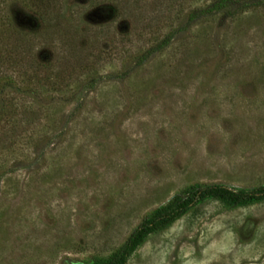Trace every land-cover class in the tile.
I'll return each mask as SVG.
<instances>
[{
	"label": "rangeland",
	"instance_id": "1",
	"mask_svg": "<svg viewBox=\"0 0 264 264\" xmlns=\"http://www.w3.org/2000/svg\"><path fill=\"white\" fill-rule=\"evenodd\" d=\"M207 3L59 0L41 21L15 0L0 264H100L196 186L264 185V11L184 26ZM125 264H264V200H197Z\"/></svg>",
	"mask_w": 264,
	"mask_h": 264
},
{
	"label": "trees",
	"instance_id": "2",
	"mask_svg": "<svg viewBox=\"0 0 264 264\" xmlns=\"http://www.w3.org/2000/svg\"><path fill=\"white\" fill-rule=\"evenodd\" d=\"M23 7L31 15L43 21V16L50 15V9L54 7L55 3L59 0H21ZM172 3L173 0H165ZM208 3L199 9H192L186 14L187 25L196 21L199 18H208L214 15H220L232 19L239 14L246 11L260 10L264 11V0H206ZM15 0H0V54L9 53L6 51L8 47V37L13 26V15L11 7ZM115 14V11L113 10ZM184 26H179L176 30L168 33L154 49H159L167 45L170 38L176 32L183 29ZM7 39V40H6ZM8 56H5L7 58ZM143 59V58H140ZM7 82L0 83V93L3 87L8 85ZM89 86L88 89H90ZM201 199H212L221 203L229 204L232 206H239L249 204L259 200H264V185L252 191L230 190L218 185H203L196 186L182 198L169 208L158 210L152 218L143 220L126 238L123 245L114 252L108 260L100 264H125L129 255L133 252L134 248L142 241L147 235L164 229L166 226L173 223L180 216H182L195 201Z\"/></svg>",
	"mask_w": 264,
	"mask_h": 264
}]
</instances>
